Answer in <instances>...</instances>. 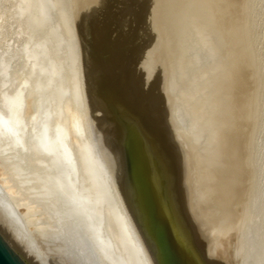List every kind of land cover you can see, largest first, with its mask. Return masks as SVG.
<instances>
[{"label":"water","instance_id":"1","mask_svg":"<svg viewBox=\"0 0 264 264\" xmlns=\"http://www.w3.org/2000/svg\"><path fill=\"white\" fill-rule=\"evenodd\" d=\"M0 264H264L260 0H0Z\"/></svg>","mask_w":264,"mask_h":264},{"label":"rangeland","instance_id":"2","mask_svg":"<svg viewBox=\"0 0 264 264\" xmlns=\"http://www.w3.org/2000/svg\"><path fill=\"white\" fill-rule=\"evenodd\" d=\"M262 5V17L264 19V0H260Z\"/></svg>","mask_w":264,"mask_h":264}]
</instances>
